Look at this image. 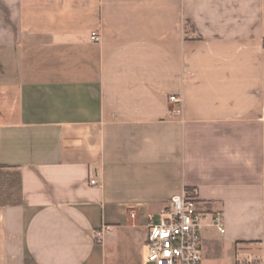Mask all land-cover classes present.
Segmentation results:
<instances>
[{"label":"crops","instance_id":"crops-1","mask_svg":"<svg viewBox=\"0 0 264 264\" xmlns=\"http://www.w3.org/2000/svg\"><path fill=\"white\" fill-rule=\"evenodd\" d=\"M183 189L264 262V0H0V264H115Z\"/></svg>","mask_w":264,"mask_h":264},{"label":"built area","instance_id":"built-area-1","mask_svg":"<svg viewBox=\"0 0 264 264\" xmlns=\"http://www.w3.org/2000/svg\"><path fill=\"white\" fill-rule=\"evenodd\" d=\"M91 40L99 42L100 37L93 33ZM170 101L180 104L184 100L171 96ZM91 184L96 185V181ZM160 214L165 217L159 223L153 222V215L148 216L150 225L146 244L149 264H203L201 230L204 223L217 228L221 234L225 233L222 213H211L200 206L194 193L187 189L174 196L171 206Z\"/></svg>","mask_w":264,"mask_h":264},{"label":"rangeland","instance_id":"rangeland-1","mask_svg":"<svg viewBox=\"0 0 264 264\" xmlns=\"http://www.w3.org/2000/svg\"><path fill=\"white\" fill-rule=\"evenodd\" d=\"M161 211L155 212V223H159L165 217L160 214ZM203 226L201 230L203 264H239V261L247 260L240 256L243 252L228 243L217 228L207 226V223ZM146 239L147 231L144 230V240ZM147 258L148 246L144 243L140 248L121 249L119 255L115 256V264H149ZM250 264H264V262L253 261Z\"/></svg>","mask_w":264,"mask_h":264},{"label":"trees","instance_id":"trees-1","mask_svg":"<svg viewBox=\"0 0 264 264\" xmlns=\"http://www.w3.org/2000/svg\"><path fill=\"white\" fill-rule=\"evenodd\" d=\"M189 192H192L191 190L187 189ZM193 193V192H192Z\"/></svg>","mask_w":264,"mask_h":264}]
</instances>
